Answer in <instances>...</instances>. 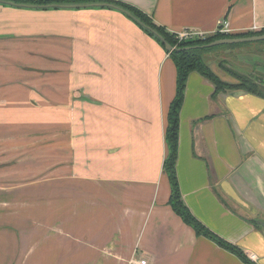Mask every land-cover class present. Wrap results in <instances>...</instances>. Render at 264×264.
<instances>
[{
	"label": "crops",
	"instance_id": "0c3cea01",
	"mask_svg": "<svg viewBox=\"0 0 264 264\" xmlns=\"http://www.w3.org/2000/svg\"><path fill=\"white\" fill-rule=\"evenodd\" d=\"M102 1L131 6L171 34L211 37L224 21L232 36L264 30V0ZM30 34L43 35L46 53L57 45L60 101L67 104L73 88L80 131L72 166L60 145L57 173L9 191L0 186V264H264V99L242 90L217 93L192 73L180 112L182 200L246 260L198 235L170 206L164 163L177 69L167 49L109 7L0 5V41L29 45ZM67 78L74 79L69 86Z\"/></svg>",
	"mask_w": 264,
	"mask_h": 264
},
{
	"label": "rangeland",
	"instance_id": "374dc122",
	"mask_svg": "<svg viewBox=\"0 0 264 264\" xmlns=\"http://www.w3.org/2000/svg\"><path fill=\"white\" fill-rule=\"evenodd\" d=\"M20 19L24 20L21 17ZM26 20L49 22L31 18ZM26 37L32 40V44L0 41V186L4 188L2 192L9 191L10 187L16 185L42 181L44 177L52 176L54 171L57 173L60 145L66 144L68 152L66 164L72 166L75 135L80 131L75 127L73 88L68 89L67 104L60 101L59 84L65 80L58 77L60 62L57 45L51 46L55 52L46 53L44 51L48 48L42 45V34H30ZM262 50L264 41L235 46L220 45L205 54L204 60L222 81L233 85L236 77L231 73H253L256 70L255 65L249 62L258 61L259 56L264 54ZM70 80L73 82L74 79L67 78V85ZM2 192L0 190V198L4 196ZM86 200L90 202L89 197ZM86 208L84 211L90 216V208Z\"/></svg>",
	"mask_w": 264,
	"mask_h": 264
},
{
	"label": "trees",
	"instance_id": "16d2710c",
	"mask_svg": "<svg viewBox=\"0 0 264 264\" xmlns=\"http://www.w3.org/2000/svg\"><path fill=\"white\" fill-rule=\"evenodd\" d=\"M18 4H31V5H51V4H65V5H76V4H88V3H105L120 7L138 20H140L146 26L152 28L156 33L164 38L168 45H171L174 50L168 52L170 59L174 63L177 69V82H176V97L171 103L169 114H168V127L166 131V142L168 144L170 154L164 163V170L169 177L172 193L170 197V206L182 219L193 227L198 235H203L215 241L219 246L225 249L238 253L239 256L247 260V258L239 251L236 247L226 243L207 228H205L193 215L190 213L186 205L182 200L180 188L176 174V163L178 156V139H179V123H180V112L185 99V92L188 83V79L192 73H199L201 76L209 80L216 87V92L224 91H246L252 95L264 96V91L259 87L257 82L251 77L241 76L235 73L232 76L241 80V84H227L222 81L206 64L204 55L211 52L212 48H206L205 46L221 39L228 38H242L256 36L257 34H247L242 36H232L228 34L217 33L214 36L208 37L203 40H186L179 41L176 34L168 33L164 28L156 25L153 20L146 14L139 10L124 5L121 3L100 1V0H6ZM144 29V28H143ZM145 32L154 37L162 47L166 48L165 45L156 37L152 32L144 29ZM258 35H264V30ZM235 46V45H234Z\"/></svg>",
	"mask_w": 264,
	"mask_h": 264
},
{
	"label": "water",
	"instance_id": "95a60500",
	"mask_svg": "<svg viewBox=\"0 0 264 264\" xmlns=\"http://www.w3.org/2000/svg\"><path fill=\"white\" fill-rule=\"evenodd\" d=\"M0 5L13 7L16 9H23V10H41V11H48V10H65V9H81V8H88L91 6H99V7H109L112 9L119 10L129 16L131 19H133L137 24H139L142 28L147 29L148 31L152 32L156 37L160 39V41L165 45L167 51L171 52L174 50V48L171 45H168L164 38L160 36L158 33H156L152 28L146 26L143 24L140 20H138L135 16H133L128 11L114 6L110 4H76V5H65V4H51V5H31V4H18L11 1L6 0H0ZM258 41H264V35H258V36H252V37H242V38H228V39H221L217 40L207 46L206 48H213L220 45H235V44H241V43H250V42H258ZM244 93V92H239ZM237 93V94H239ZM264 227V224L262 225Z\"/></svg>",
	"mask_w": 264,
	"mask_h": 264
},
{
	"label": "built area",
	"instance_id": "2783aa9c",
	"mask_svg": "<svg viewBox=\"0 0 264 264\" xmlns=\"http://www.w3.org/2000/svg\"><path fill=\"white\" fill-rule=\"evenodd\" d=\"M221 29L219 33L229 34L230 33V25L228 21H224L221 23ZM179 41L186 40H203L207 36L204 33L194 32V31H184L182 33L176 34ZM132 264H147V261L142 260L140 262L132 261Z\"/></svg>",
	"mask_w": 264,
	"mask_h": 264
},
{
	"label": "flooded vegetation",
	"instance_id": "af4514ba",
	"mask_svg": "<svg viewBox=\"0 0 264 264\" xmlns=\"http://www.w3.org/2000/svg\"><path fill=\"white\" fill-rule=\"evenodd\" d=\"M254 63H255L256 70L253 73H255L256 75H254L253 73H250V72H248L249 74H247V73H245V74L238 73V75L253 78L254 81L257 82V84L259 85V87L264 91V70H263L264 60L263 61H259V62L256 61ZM256 71H258V73ZM236 80H237V83L236 84H241L242 83L241 80H239L237 78H236ZM257 97H259L261 99H264V96H257Z\"/></svg>",
	"mask_w": 264,
	"mask_h": 264
}]
</instances>
